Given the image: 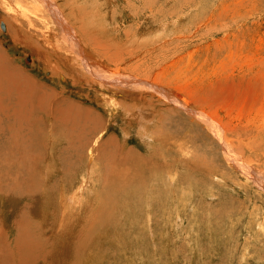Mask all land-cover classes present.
<instances>
[{
    "label": "rangeland",
    "instance_id": "rangeland-1",
    "mask_svg": "<svg viewBox=\"0 0 264 264\" xmlns=\"http://www.w3.org/2000/svg\"><path fill=\"white\" fill-rule=\"evenodd\" d=\"M39 1L0 0V264H264V0H50L113 85Z\"/></svg>",
    "mask_w": 264,
    "mask_h": 264
},
{
    "label": "bare ground",
    "instance_id": "bare-ground-1",
    "mask_svg": "<svg viewBox=\"0 0 264 264\" xmlns=\"http://www.w3.org/2000/svg\"><path fill=\"white\" fill-rule=\"evenodd\" d=\"M39 1V0H38ZM42 1H44L43 2V5H45L47 8L48 7H50V8H52L51 10H50V8H48V10L49 11H51L52 12V14H53V17H54V19H55V21H56V25H57V28L61 31V33L65 36V38L67 39V41L70 43V45H71V47H72V49L74 50V52L77 54V56H78V58L80 59V61H82V64H84V68L86 67V68H88L89 67V75H94V76H99V78H102V79H104V77H107L108 78V80H106V82L107 83H105V84H114L115 82H119L120 83V81H123L122 83L123 84H125V83H127V84H135L136 82H133L134 80H131V79H129V76H127V75H120L118 72H114L112 75L106 70V69H101V68H99V69H97L98 67H96L95 69L96 70H98L97 72L95 71V69H94V71H93V69L91 68L90 69V66H92L93 65V63L95 64L96 62H98V61H96V60H94V61H96V62H94L92 59H91V57H93V55L92 54H90V51L89 50H87L86 48H85V46L83 45V40H81V38H80V35H78L74 30H73V28L71 27V25H70V23H69V20L67 21L66 20V18L64 19L63 17H64V15L60 12V11H58V10H55L56 9V7H54V2H52L51 3V1L50 0H42ZM50 1V2H49ZM53 1V0H52ZM55 1V0H54ZM40 2V1H39ZM46 3V4H45ZM56 3V2H55ZM48 4V5H47ZM51 4H52V6H51ZM61 8V7H60ZM63 16V17H62ZM50 17V16H49ZM74 27V26H73ZM59 30H57V31H59ZM59 31V32H60ZM78 32V31H77ZM89 33V32H88ZM80 34V33H79ZM89 35V34H88ZM81 36H82V34H81ZM63 38V37H62ZM83 39H85L84 37H83ZM58 40H56V42H57ZM66 43V42H65ZM86 43H88V42H86ZM57 44H58V42H57ZM51 45V44H50ZM89 45V44H88ZM32 47H34V46H32ZM70 47V46H69ZM58 49H61V48H58ZM89 49H90V47H89ZM34 50V49H33ZM57 50V49H56ZM35 52V51H34ZM42 52V51H41ZM40 52V53H41ZM74 52H73V54H74ZM45 56V55H44ZM51 58V57H50ZM75 59H76V56H75ZM78 60V59H77ZM80 61H79V63H80ZM99 63V62H98ZM97 64V63H96ZM81 66V65H80ZM50 67H52V65L50 66ZM58 67V66H57ZM53 68V67H52ZM3 67L0 69V72H3V73H5L3 70ZM9 71V76H13L14 74H13V70H11V69H9L8 70ZM85 71V70H84ZM110 71V70H109ZM122 73V72H121ZM6 74V73H5ZM81 74V73H80ZM87 74V73H86ZM78 76V75H77ZM93 76V77H94ZM19 78V77H18ZM128 78V79H127ZM85 79V78H84ZM88 79V78H87ZM92 80H95V79H93V78H91ZM98 79V78H97ZM87 81V80H86ZM103 81V80H102ZM142 81V80H141ZM91 82V81H90ZM92 82H94V81H92ZM91 82V83H92ZM97 82V81H96ZM101 82V81H100ZM99 82V83H100ZM146 84H147V82H145ZM118 84V83H117ZM117 84H115L114 86H115V88L113 87V89L112 90H115V91H118V89L117 88H120V86L118 87V85ZM156 83H151L150 81H148V86H150L151 88H153V90L154 91H157L158 93H160L161 94V96H163V97H169V96H172V95H170V93L171 92H168L167 91V89L165 90L163 87H161V86H156L155 85ZM120 85H122V84H120ZM158 85V84H157ZM123 86V85H122ZM132 86V85H131ZM147 86V85H146ZM109 87V86H108ZM112 87V86H111ZM110 88V87H109ZM130 88V87H129ZM145 88H147V87H145ZM170 90V89H169ZM153 92V91H152ZM154 93V92H153ZM178 95V94H177ZM173 98L174 97H172V101L174 102V100H173ZM168 100V99H167ZM171 101V100H170ZM171 101V102H172ZM179 101V100H178ZM183 106V105H182ZM78 108L79 107H74L73 109H75V111L73 112V114H71V115H73L75 118H76V116L74 115V113L76 114V115H80L82 118H88L87 120H92V122L94 121L95 122V118H94V116H83V111H78ZM196 111V110H195ZM194 112V111H193ZM67 113H69V112H67ZM69 115H70V113H69ZM199 115H201V114H199ZM199 115H197V116H199ZM73 116H71V118L73 117ZM69 117V116H68ZM201 118H202V120H204L205 122L206 121H208L209 122V120H207V117H205L204 115H201ZM70 119V118H69ZM78 119H80V118H78ZM210 119V118H209ZM72 121H73V119H72ZM74 121H76L75 119H74ZM73 121V122H74ZM85 121V120H84ZM83 121V122H84ZM77 122H78V120H77ZM82 122V123H83ZM210 122H212L213 124H216V123H214V121H210ZM218 122V121H217ZM75 123V122H74ZM81 123V124H82ZM80 124V125H81ZM213 124H209L211 127H212V130L216 133V135L222 140V142L224 143V145H225V150H226V152L227 151H229L228 150V148H229V146H227L226 144H225V139H224V132H222L221 130H220V126H217V125H213ZM78 126V125H77ZM82 127V126H81ZM93 128V130H94V128L95 127H92ZM89 137V136H88ZM72 151V150H71ZM232 151V150H231ZM230 151V152H231ZM63 153V152H62ZM229 153V152H228ZM232 154V153H231ZM81 155V154H80ZM230 155V154H229ZM232 155H235V154H232ZM79 156V155H78ZM237 156V155H236ZM81 157V156H80ZM235 157V156H234ZM233 157V158H234ZM72 158V157H71ZM235 159H236V157H235ZM239 161V160H238ZM72 204V203H71ZM62 207H63V205H62ZM63 209H64V207H63ZM64 212H66V211H64ZM20 262V261H19Z\"/></svg>",
    "mask_w": 264,
    "mask_h": 264
},
{
    "label": "water",
    "instance_id": "water-1",
    "mask_svg": "<svg viewBox=\"0 0 264 264\" xmlns=\"http://www.w3.org/2000/svg\"><path fill=\"white\" fill-rule=\"evenodd\" d=\"M2 28L4 29L5 28V24L3 23V21L0 22Z\"/></svg>",
    "mask_w": 264,
    "mask_h": 264
}]
</instances>
